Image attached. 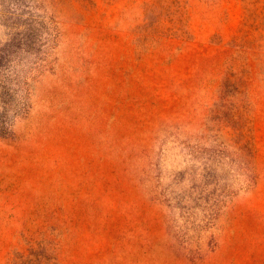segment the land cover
Returning <instances> with one entry per match:
<instances>
[{"label": "rangeland", "instance_id": "rangeland-1", "mask_svg": "<svg viewBox=\"0 0 264 264\" xmlns=\"http://www.w3.org/2000/svg\"><path fill=\"white\" fill-rule=\"evenodd\" d=\"M0 84V264H264V0H0Z\"/></svg>", "mask_w": 264, "mask_h": 264}, {"label": "trees", "instance_id": "trees-1", "mask_svg": "<svg viewBox=\"0 0 264 264\" xmlns=\"http://www.w3.org/2000/svg\"><path fill=\"white\" fill-rule=\"evenodd\" d=\"M6 90H7V87L0 84V107H2V109H3L2 116L0 119V127H2L0 130L2 131L1 132L2 134H4L6 131V125L8 124V122H7L8 113H9V111H12L11 104L5 100L6 98H3V93ZM4 97H6V96H4Z\"/></svg>", "mask_w": 264, "mask_h": 264}]
</instances>
